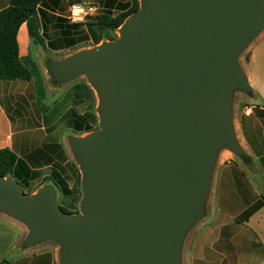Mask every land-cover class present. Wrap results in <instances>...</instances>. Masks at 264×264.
Instances as JSON below:
<instances>
[{"label": "water", "instance_id": "obj_1", "mask_svg": "<svg viewBox=\"0 0 264 264\" xmlns=\"http://www.w3.org/2000/svg\"><path fill=\"white\" fill-rule=\"evenodd\" d=\"M264 29V0H140L117 40L56 65L85 74L100 128L73 139L81 213L54 187L25 194L0 178V210L30 228L25 245H61V264H181L184 238L204 215L221 147L238 156L231 97L247 89L237 57Z\"/></svg>", "mask_w": 264, "mask_h": 264}, {"label": "crops", "instance_id": "obj_2", "mask_svg": "<svg viewBox=\"0 0 264 264\" xmlns=\"http://www.w3.org/2000/svg\"><path fill=\"white\" fill-rule=\"evenodd\" d=\"M100 1L106 3L95 0L98 9L102 8ZM70 2L47 0L39 7L45 46L51 48L53 39L63 33L55 36L54 29L64 26L62 19L68 20ZM9 5L10 0H0V11ZM24 29L21 46L20 34ZM73 32L78 34L79 30ZM30 41L25 24L18 34L22 58ZM240 68L248 88L241 91L234 115L232 110V123L244 155L238 156L228 149L217 154L218 168L213 180L211 177L207 211L186 241L187 264H264V32ZM44 85L41 105L34 81L0 80V150L11 149L36 174L31 182L58 171L55 164L67 163L69 155L58 138L60 130L81 123L84 131L72 132L87 134L88 127L97 130L99 124L96 93L90 84L78 81L65 89L58 86L48 90L45 78ZM62 103L64 106H60ZM29 236L27 224L0 210V264H56L53 252L25 245ZM14 251L17 257L6 261V256Z\"/></svg>", "mask_w": 264, "mask_h": 264}, {"label": "rangeland", "instance_id": "obj_3", "mask_svg": "<svg viewBox=\"0 0 264 264\" xmlns=\"http://www.w3.org/2000/svg\"><path fill=\"white\" fill-rule=\"evenodd\" d=\"M88 1H90V3L94 2L93 5H95L96 7H99L98 5H96L95 0H76L77 2L76 4H90L88 3ZM98 13H100V9ZM68 15L69 13L67 14V16ZM76 30H79L78 34H75L73 32ZM84 30L87 32V34L90 35V32H89L90 29L89 27H87V25H85V23L84 24H73L69 20H67L64 22V26L54 29L55 36H57L61 32L63 33L58 35V37H56L55 39H53L52 42L54 43H51V48L41 43L35 44L32 40L29 42V45L26 47V49L23 50L24 52L23 56H25L24 58H30L34 60V62L36 63L38 67V70L40 73L39 79L35 78L32 80V82L34 81L35 84H37V87L39 89H42L41 86L45 87L44 85L45 78H46V85H47L48 90H50L51 87H58V86H62V88L65 89L67 86H69L73 82L75 83L78 81L86 82L90 84V86L93 88L87 76L82 73L78 74L77 76L69 80L59 79L55 75V67L56 65L64 62L70 57L75 56L78 53L88 51V50L96 48L97 46L105 44L107 42L117 40L120 37V34H119L120 29L114 33L105 32L103 35L102 41H100L98 44L95 43L93 38H91L89 41L84 43L83 42L84 40L82 38V36L84 35L83 33ZM25 32L26 30L24 29L20 34L21 46L23 44L24 34H26ZM263 32H264V29L263 31L260 32V34L257 37L251 40L248 43V45L238 55L237 63L239 66L240 65L242 66L246 62V60L248 59L250 48L252 47V45L256 42V40L260 37V35ZM41 34L45 35L44 33H41ZM44 39H46V37H44ZM80 43H83V44H80ZM71 47H74V48H71ZM53 48L58 49V50L61 49L62 51L56 52V51H53ZM241 91L242 90H240L239 88H236V87L233 88L232 97H231V109L233 110V115H234L235 104L240 100ZM95 93H96V100H97L95 113H97L98 120H99V124L97 126V130H98L100 128V100H99V97L96 91ZM60 106H64V103L60 104ZM19 107L21 109L26 110L25 106L19 105ZM14 112H15V115L18 116V112L16 111V108H14ZM63 129L60 130L58 138L60 141L63 142L67 155H69L68 161L65 164L61 163V164H58V166H54V167L60 172L62 177L67 181V184L70 188V194H64L53 183L46 182L45 178H42L39 181H35V182H31V180H29L27 183H24V184L15 180L12 177H9V178H12L13 180H15L20 185L22 191L27 195L36 194L40 192L42 189H44L45 187H54L56 200H57L58 205L62 209V211L68 214H76V213H81L82 201L84 199V188H83V177H82L81 165L75 157L71 143L73 139L83 138L90 133L74 134L72 130L75 131L76 129H78L74 126H72V128L68 130L66 129L63 130ZM219 150L225 151L227 150V148L221 147ZM215 163L216 165L213 166V170H212V176H211L212 180L214 178L213 174H215L218 168L217 167L218 163L216 162V160H215ZM210 193H209L208 198L210 197ZM207 203H208V199L205 201L203 205L204 211H207V206H208ZM199 223L200 221L198 220L190 228L189 232L184 238L183 245H182V251H181V264H187L186 257H185V254L187 253L186 241H187V238L191 230ZM36 246H40V248H44L46 251L53 252L54 255L56 256V264H61L62 249H61V245L58 242L48 239V240L42 241ZM24 247L26 246L24 245ZM32 248L34 247L32 246ZM13 257H17V251H14L10 255L6 256V261L14 260L15 258Z\"/></svg>", "mask_w": 264, "mask_h": 264}, {"label": "trees", "instance_id": "obj_4", "mask_svg": "<svg viewBox=\"0 0 264 264\" xmlns=\"http://www.w3.org/2000/svg\"><path fill=\"white\" fill-rule=\"evenodd\" d=\"M47 0H10V5L0 11V80L3 81H32L39 79L40 73L34 60L22 58L18 43V34L23 25H27L30 39L35 44L44 45V35L38 18L39 7ZM101 2V1H100ZM71 0L70 6L76 4ZM100 13L88 18L85 25L89 27L90 35L84 30L83 42L94 39L98 44L104 33L117 32L124 22L140 8V0H106L102 3ZM103 5L105 8H103ZM101 6V5H100ZM62 22L66 20L62 19ZM38 89L39 104L42 105L45 87ZM78 123L76 132H83ZM96 128L88 127L85 132H93ZM58 166V163L55 164ZM35 173L22 162L9 148L0 150V178L12 177L22 184L35 178ZM46 182L53 183L64 194H70L67 181L59 171L53 172L45 178ZM249 214V213H248Z\"/></svg>", "mask_w": 264, "mask_h": 264}, {"label": "built area", "instance_id": "obj_5", "mask_svg": "<svg viewBox=\"0 0 264 264\" xmlns=\"http://www.w3.org/2000/svg\"><path fill=\"white\" fill-rule=\"evenodd\" d=\"M81 9L83 11H80ZM98 10V7L92 4H74L70 6L67 19L73 24H84L87 22L88 18L97 15ZM247 111H249V109Z\"/></svg>", "mask_w": 264, "mask_h": 264}, {"label": "clouds", "instance_id": "obj_6", "mask_svg": "<svg viewBox=\"0 0 264 264\" xmlns=\"http://www.w3.org/2000/svg\"><path fill=\"white\" fill-rule=\"evenodd\" d=\"M75 7V6H74ZM80 11H83L82 9Z\"/></svg>", "mask_w": 264, "mask_h": 264}]
</instances>
